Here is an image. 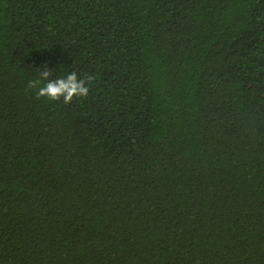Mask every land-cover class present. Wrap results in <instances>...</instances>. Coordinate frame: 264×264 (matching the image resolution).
Instances as JSON below:
<instances>
[{
    "label": "trees",
    "instance_id": "trees-1",
    "mask_svg": "<svg viewBox=\"0 0 264 264\" xmlns=\"http://www.w3.org/2000/svg\"><path fill=\"white\" fill-rule=\"evenodd\" d=\"M0 264H264V0H0Z\"/></svg>",
    "mask_w": 264,
    "mask_h": 264
},
{
    "label": "clouds",
    "instance_id": "clouds-1",
    "mask_svg": "<svg viewBox=\"0 0 264 264\" xmlns=\"http://www.w3.org/2000/svg\"><path fill=\"white\" fill-rule=\"evenodd\" d=\"M52 71L45 67L39 72L37 79L30 80L27 87L36 90V97L47 98L51 101L63 99L64 104H69L76 97H85L89 93V82L94 77L88 75L85 78H79L78 74L73 71L66 77L51 78Z\"/></svg>",
    "mask_w": 264,
    "mask_h": 264
}]
</instances>
